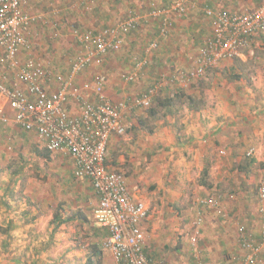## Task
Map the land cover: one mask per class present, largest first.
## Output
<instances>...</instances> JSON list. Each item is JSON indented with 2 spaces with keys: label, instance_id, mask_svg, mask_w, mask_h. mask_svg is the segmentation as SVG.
<instances>
[{
  "label": "rangeland",
  "instance_id": "1",
  "mask_svg": "<svg viewBox=\"0 0 264 264\" xmlns=\"http://www.w3.org/2000/svg\"><path fill=\"white\" fill-rule=\"evenodd\" d=\"M26 1L25 9L46 11L47 14H44L48 18L41 17L45 21L43 28L37 32L30 31L41 33V40L47 44L50 42L48 45L51 50V42L57 34L62 37L67 35V32L57 33L59 29H56L55 21L58 17L54 18L57 13L54 15L51 13L53 9H59V3L56 0ZM200 19L205 23L204 18L200 17ZM144 32L142 34H145ZM203 34L201 32L199 36H196L191 31H184L185 45L182 48L177 46L175 50L174 48L168 49L167 52L163 49L166 47V41L149 38V41L155 40L158 44V48L153 52L165 53L167 56L163 58L166 60L159 59L160 61L157 60L155 63L151 62L152 60L150 63L148 60V64L140 75L141 80L138 77L133 82L140 85L133 90H137L139 94L149 86L159 83L161 86L154 97L166 99L177 93L181 95L173 97L168 107L158 108L156 118L147 115L148 108H135L129 112V118H136L143 123L139 124V127L135 126V129L132 126L129 132L135 135L136 140V142H131L130 146L141 149L139 151L141 156L147 159L144 166H147L153 154L147 153L146 150L151 148L155 141L151 138L149 130L154 128L156 133L159 132L158 138L163 139V145L168 142L167 138L171 143L174 142L173 145L166 144L168 146L166 151L173 150V148L176 150L170 153L165 152V154L166 159L170 158L174 163V170H171V174L178 182L166 193L161 191L153 194L148 215L153 210L155 213L160 210V198H163L164 194L167 195L165 199L170 200L168 205L171 206V210L177 209L178 214L174 215L169 222H165L166 224L155 223L157 230L155 227L147 228L144 237L145 240L147 238L151 241L152 239L158 240L155 248H160L162 253L167 254L175 264H216L218 261L231 264L234 259V262L239 261L242 254L239 253V245L236 242V230L234 231L233 225L229 224L231 219L240 218L241 221L245 220L246 216L252 218L250 227L244 225L250 234L254 231L255 235L252 233V239L256 242L258 239L255 237L264 231L257 197V187L264 178L259 141H245L246 148L253 150L251 153L253 152L252 157L256 159L255 162L245 165L251 160L249 158L251 155L244 153L248 151L243 150L244 145L240 146L237 149L239 155L236 156L239 158L235 157L232 163L235 171L224 174L220 169L228 170L229 154L225 149L220 152L222 145L213 138L212 130H210L211 125L219 122L244 121L243 125L249 128H241L239 131L241 136H252L255 134L254 130L260 132V109L264 105V91L261 92L264 89V34L255 38L259 40H254L250 47L240 53L247 57L245 62L239 58L228 62L223 61L207 69L203 76L186 85H181L176 81L167 84L166 78L170 77V74L178 70L190 69L192 64L189 58L194 56L199 48L194 38L203 37ZM167 35L164 39L169 36ZM147 42L142 43L146 45ZM125 47L124 44L120 50ZM189 48L194 50L190 49L187 53ZM53 51L55 50H52V55L55 54ZM134 55L136 61L143 58V55L138 53ZM129 66L119 67L118 72H121L120 74L129 72L131 70ZM47 67L51 69V63H48ZM137 93L134 94L138 95ZM186 96H190L194 104L199 106L198 111L188 109L189 103L185 99ZM256 103H259L260 108L252 109L251 107ZM229 106H232V109ZM239 107H243L242 112L238 110ZM248 110L249 113L244 112ZM240 112L245 115H240ZM195 115H198L197 117L202 121L206 130L196 142L182 136L181 124V121L188 117L193 119ZM137 131L140 132L139 144H137ZM195 145L198 146L196 152L191 147ZM7 147V158L4 161L0 160V264H90L91 262L98 264L99 261L103 262V253L98 260L95 255V251L98 250L94 249L97 237L99 244L102 241L101 231L96 235L88 220L83 224L71 221L57 228L53 222V215L61 212L62 218H71L82 213L89 217L91 223L93 199L89 197L87 188L78 184L79 181L73 177L71 159L64 154L51 155L49 159H42L37 158L39 157L36 155L37 148L19 144L18 147ZM159 148L158 145L156 153L158 155L161 153ZM41 150L42 148L39 147V151ZM128 158V154H125L123 163ZM190 164L197 167L188 171V179L184 178L181 172H178V177H176L177 171L191 167ZM124 166L128 169L127 161ZM243 167L244 172L247 173H238L237 168ZM140 188L144 193H152L155 192L156 186L145 182ZM208 196L221 197L220 203L222 202L227 212V218H217L212 214L213 211L198 208L197 201ZM198 216L202 219L201 231L197 242L192 246L189 239L192 235L193 222ZM221 236L228 238L229 246L223 243ZM226 250L229 252L223 253Z\"/></svg>",
  "mask_w": 264,
  "mask_h": 264
},
{
  "label": "built area",
  "instance_id": "2",
  "mask_svg": "<svg viewBox=\"0 0 264 264\" xmlns=\"http://www.w3.org/2000/svg\"><path fill=\"white\" fill-rule=\"evenodd\" d=\"M252 3L241 11L227 12L205 8L210 34L203 40L196 54L189 58L190 69L178 70L166 78V83L176 81L188 84L204 75L207 69L223 61H231L250 47L264 34V0H247ZM87 2H93L89 0ZM188 0H169L166 9L151 7L148 18L158 22V35L165 37L172 28L171 15L181 17L186 13ZM26 0H0V63L17 74V83L10 88L0 83V95L14 112L13 121L27 132L35 133L50 152L66 155L71 159L77 179H87L97 198L92 210L93 224L107 233L101 242L114 264H165L145 253V237L141 222L149 214V206L136 199L128 190L122 173L110 171L106 164L108 143L112 136L125 133L123 117L135 108L147 109L157 92L159 83L142 90L130 101H112L105 93L101 75L77 82L78 77L90 67L102 65L106 56L119 52L121 36L139 24L140 15L131 14L116 27L105 28L95 34L73 30L81 46V54L71 63L65 76H57V88L49 90L46 66L31 54L20 65L19 56L31 50L28 32L40 17L29 14ZM89 9V4H87ZM158 48L152 41L146 50ZM148 64L146 57L136 62L133 70L121 75L126 83H133ZM18 83L24 84L20 88ZM164 83V84H166ZM75 109L71 112L68 108ZM247 155H251L249 151ZM259 213L264 229V183L257 188ZM199 209L219 208V198L208 196L197 201ZM202 219L193 222L192 246L198 240ZM237 240L244 251L233 264H260L259 255L264 247L256 242L244 226L238 227ZM235 260V259H234ZM233 260V262H234ZM198 264V263H197Z\"/></svg>",
  "mask_w": 264,
  "mask_h": 264
},
{
  "label": "crops",
  "instance_id": "3",
  "mask_svg": "<svg viewBox=\"0 0 264 264\" xmlns=\"http://www.w3.org/2000/svg\"><path fill=\"white\" fill-rule=\"evenodd\" d=\"M56 1L59 3V9H53L51 13L53 15L54 13H57L56 15H54V18L58 17V19L55 21V23H57L56 29H59L57 33H60V31H62V32H67V35L65 37H62V35L60 34H57V36L55 35L56 38H53V42H51L53 48L51 47L50 50L48 45L50 42L48 44L45 43V41L41 40V33H36L37 31L41 30V28H43V26L45 25V21L42 18L44 19L48 18V16L45 15L47 14L46 11H44V9H42L43 11L41 12L38 9H32V8L26 9V11L29 14L39 16L40 21L37 22L35 25H32L28 32V39L31 45V50L28 52H25L23 50L19 56L20 65L24 64L26 55L31 54L38 62L46 66L47 72L49 73L50 77L48 78L49 81L45 84V87H47L49 90H55L57 88V83L55 81V78L57 76L67 75L71 63L81 54V46L80 43L77 41V37L74 35L73 30H78L79 32L82 33L91 32L95 34L105 28L116 27L121 21L127 19V17L131 14L130 12L140 15L141 19L137 27L133 30L128 31L127 33H123L122 36L120 37L122 40V46L124 44L126 45L125 49H122L117 53L108 54L101 66L90 67L77 79V82H82L84 80L86 81L91 79L93 75H101L104 81L105 93L108 96V98H110V100L114 102L130 101L131 99L137 96L134 93H137L138 91L137 90L134 91V90L137 89L140 84L124 82L121 79V75H122L120 74L121 72H118L119 67H125L128 65H130L129 66L131 68L130 71L133 70L132 68L135 66L137 62L134 53L143 55V57H146L149 60V62L152 60L151 62L153 63H155L157 60L160 61L159 59H162L164 61L166 60L163 58V56L164 57L167 56L165 55V53H161V54H158L159 52L146 53L148 45L151 43V41H155V40L149 41L150 40L149 38H158L163 41H166L167 42L166 47L163 49L165 52H167L168 49L172 50L174 48L175 50L177 46H180V48H182L183 45H185V41H184L185 37H183L184 31H191L196 36L201 32L202 34L205 32L203 34L204 36L203 37L201 36L202 38L201 37L194 38V40H196V42H198L200 46L203 40L210 34L209 20L204 15L205 8L209 7L214 12L217 11L235 12V11H241L237 9H241V8L244 9L245 7L249 8L252 5V3L247 0H188L186 5L187 12L183 16H181L180 18L172 15L170 16V19L172 20V28L170 34H168L169 36L167 35L168 37L164 39V37H160L158 35V28H157L158 22L148 18V11L150 10L151 7H156L158 9L168 8L169 0H93V2L90 3L87 2L89 0H56ZM31 2H35V0H31ZM87 4H89L90 7L89 9H85L87 8ZM47 11L50 12V10ZM200 17L205 19V23L202 21V19H200ZM202 23L205 24L206 26H204ZM30 30H35L36 32H31ZM143 31H145L144 32L145 34H142ZM29 34L31 35L30 37ZM147 40L149 42H147ZM257 40L259 39H256L255 41ZM139 41H142L144 43L147 42V44L148 43L149 44L144 45V43ZM188 45L190 46V42H188ZM42 46H46V47H42ZM190 49L191 48H189V50H187L186 52L189 53ZM52 50H55L53 51L55 52L54 55L51 54ZM125 56H128L126 57L127 59L125 58ZM131 56H132V60H131ZM236 58H239L243 62H245L247 57L245 55L243 56V54H240ZM48 63L49 64L51 63V67H50L51 69H48L47 67ZM123 63H125V65H123ZM139 78L141 80V76H139ZM18 81L19 80H17V74L14 71H9L8 68L5 67V65L0 63V83L3 84L5 87L10 88L12 83L14 82L17 83ZM131 84L132 85L134 84V86H132ZM18 85L20 88H24V89L26 88L24 84L18 83ZM133 88L135 89L133 90ZM263 91L264 89L261 92L263 93ZM229 107L230 109H232V106ZM68 108L71 112H73V109H75L71 104L68 106ZM251 108L257 110V108H260V105L259 103H256ZM242 109L243 107L238 108V110L241 112L243 111ZM260 111H261V114L259 116L260 132L254 130L255 134L252 136L246 135L247 139L245 135L241 136V134L239 133L241 128L246 127L243 125L244 121L219 122L211 126L209 125L210 130H212L213 138L222 145L220 152L222 151V149H225L229 154L230 161L229 164L227 165L228 170L220 169L222 173L227 174L235 171V168H233L232 163H234L235 157L239 155L237 153V149L238 147L243 145H244L243 150L250 149V148L248 149L246 148L247 144L245 141L247 140L249 142L259 141L260 152H261L260 161L262 162L261 167L264 169V105L261 107ZM129 112L130 111H127L123 117V124L125 127L124 135L112 136L110 138L107 149L106 164L110 171H116L123 174L128 190L136 199L142 200L148 206H151L150 202L153 199L154 193H158L161 191L163 193H166V191H168L170 188L173 187L174 184H177L178 182L174 180L171 174V170L172 169L174 170V163L171 162L170 158L167 160L166 159L167 155L165 154V152L170 153L171 151H174L176 149L173 148V150L166 151L168 147L166 146V144H172L174 142L171 143V141L167 138L168 142L164 143L163 145V139L158 138L159 132L156 133L155 132L156 130H154L153 128L150 135H152L151 138L154 139L155 141L152 144V147L146 150L147 153H153V154L150 156V160L148 161L147 166H144L145 163L147 162V159L141 156V153L139 152L141 149L138 148L136 149L134 146H130V143L136 142V140L134 139L135 135L129 132L132 126L133 128L135 126L139 127V123L141 121H138L136 118L133 119L129 118ZM241 112L240 115H245L244 113ZM244 112L249 113V110ZM197 116L198 115H195V118L193 119H190L188 117L185 120L181 121L182 136H184L185 138H191L195 142L197 141L198 138L202 137L206 132L202 124V121H200ZM13 117H14V112L7 106L5 98L2 95H0V160L4 161L7 158V152H6L8 148L7 146H11L14 148V147H18V144L23 145L25 147L37 148L36 155L39 156L37 158L49 159V156L51 155L53 156L56 154H60V153L50 152L35 133L27 132L23 130L20 126L15 124L13 121ZM246 128L248 129L249 127ZM139 133L140 132L137 131V141H138L137 144L140 143ZM158 145L160 146L159 149L161 151L159 155L156 154L158 151L157 150ZM248 145H250V143ZM39 147L42 148L41 151H39ZM191 147L193 148L194 152H196L198 146L195 145ZM249 151L251 152L253 150H248L246 152L244 151V153H248ZM125 154H128L129 156L128 160H126L128 169L125 168L124 166L126 161L125 163H123L125 160ZM252 156H253V152L251 153V156L249 158L251 159L250 160L251 162L252 160L253 162H255L256 159ZM250 161L245 165L250 164ZM196 167L197 166L193 167V165H191V167L183 168L181 171L176 172V177H178L177 176L178 172H181L180 174L184 178L188 179V171L190 169L194 170V168ZM72 168H73L72 170L73 177L76 179V181L77 180L79 181L78 184H82L84 187L87 188L90 195L89 197L93 199L92 200L93 207L91 208V223L89 217H86L82 213L79 216H75V217L72 216L71 220H68V222L77 221L79 224H83L84 222L89 221L90 226L93 228L95 225L93 224V220H92V210L97 204V198L93 192L90 182L87 179H77L75 177L73 163H72ZM237 171L238 173L244 172V167L237 168ZM252 172H254V168H252ZM245 173L247 172H244L243 174ZM262 180L263 181H261V183H264V178ZM145 182H147L151 186L155 185L156 186L155 192L144 193L142 188L140 187ZM165 196L167 195L164 194L163 198H160L161 200L159 204L160 210L156 213L153 210V212L150 215H148L145 220L141 222V230L143 231V233H145V230H147V228L149 227L156 228L155 223L169 222L171 219H173L174 215L178 214L177 209L175 211L171 210L170 208L171 206L169 207L168 205L170 200L168 198L165 199ZM220 198H219L218 209H212V208H203V209H205L206 211L207 210H210L211 212L213 211L212 214H214L217 218L226 217L227 212L225 211L222 202L220 203L221 200ZM239 219L229 220V224L233 225L234 231L236 230V233H238L237 232L238 227H242V226L245 227L244 224L249 226L252 220V218H249L247 216L245 220L240 221ZM207 224L208 221L206 222V225ZM225 225H227V223H225ZM253 232H251V235ZM253 235H255V233H253ZM255 239H258L257 241L258 243L262 242L263 239L262 231L257 237H255ZM221 240L225 245L229 243L228 238H225V236H221ZM236 242L238 244L237 239ZM157 243L158 240L152 239L151 241L149 238H147L145 240V249H144L145 252L153 259L161 260L165 264H168L167 262H169V264H175L173 263V261H171L168 258L167 254L162 253L160 248L158 247L155 248ZM263 248L259 255L260 264H264V253H262V251H264ZM238 249H239V253L241 252L240 254H242L243 256L244 251L239 246ZM226 252H229V250H226L223 253ZM106 253H103L104 255L103 262L99 261L97 262L98 264H114L109 254ZM237 262L232 261L231 264ZM216 264H223V262L218 261V263Z\"/></svg>",
  "mask_w": 264,
  "mask_h": 264
},
{
  "label": "trees",
  "instance_id": "4",
  "mask_svg": "<svg viewBox=\"0 0 264 264\" xmlns=\"http://www.w3.org/2000/svg\"><path fill=\"white\" fill-rule=\"evenodd\" d=\"M179 95H181V93H177L175 94L174 96H168L166 99H160L159 97H153V101H152V105L147 109V115L151 116L152 118H156L157 116V110L158 108H161V107H168V104L169 102L171 101V99L173 97H178ZM185 99L188 101L189 103V110H194V111H198L199 110V106L198 105H195L194 104V101H192L191 97L190 96H186ZM140 125H142L143 123L140 122L139 123ZM148 132H152V130H149ZM251 162V161H250ZM253 162V160H252ZM204 175L206 174V171L203 173ZM61 209V208H60ZM81 213L75 215V216H79ZM71 218H62V213L61 212H56L54 215H53V222L55 223V228L59 227L60 225L68 222V220H70ZM93 232L97 235L100 231L101 233V236H102V239H104L107 235V233L105 231H103L102 229L98 228V227H93ZM98 232V233H97ZM100 236V237H101ZM103 241V240H102ZM101 241V242H102ZM99 240H98V237H97V243H96V246L94 247L97 248L98 251H95V255H97V258L98 260L100 259L102 253H104L102 247H101V243L99 244ZM5 246V244H4ZM146 253V252H145ZM146 255L150 258H152L151 256H149L147 253ZM153 259V258H152ZM161 261V260H159ZM164 263V262H163ZM90 264H94L93 262H91Z\"/></svg>",
  "mask_w": 264,
  "mask_h": 264
}]
</instances>
